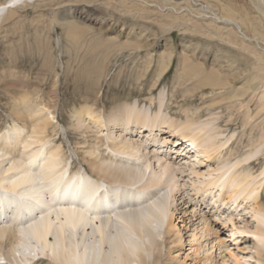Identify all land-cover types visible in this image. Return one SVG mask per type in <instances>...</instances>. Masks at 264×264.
<instances>
[{"label": "rangeland", "instance_id": "374dc122", "mask_svg": "<svg viewBox=\"0 0 264 264\" xmlns=\"http://www.w3.org/2000/svg\"><path fill=\"white\" fill-rule=\"evenodd\" d=\"M193 1L38 0L16 8L0 24V128L10 123L8 108L15 99L28 94L47 102L55 81L57 124L68 134L60 130L56 139L75 167L78 160L70 152L81 133L73 130L72 115L82 105L96 106L105 116L122 104L150 116L161 106L159 115L170 122L180 125L191 119L192 128L221 147L212 152L214 158L202 157L191 142L179 134L173 138L166 128L157 134L127 136L143 140L147 147L143 155L152 153L150 142L162 146L167 138L172 143L157 150L160 159L174 163L177 183L171 193L175 226L162 261L235 264L237 258L240 264H264L262 244L251 235L230 234L233 226L250 231L257 226L251 209L264 201L261 188L252 193L257 195L252 202L238 199L236 205H229L234 224L208 219L211 212L196 204L199 196L191 191L193 185L213 178L217 173L213 169L234 163L258 147L261 152L249 160V168L242 163L240 169L256 176L264 165V52L243 40L234 26L219 25L199 8L235 20L263 48L264 13L255 0H195L197 6ZM83 118L86 122L77 130L84 132L87 141L98 132L97 137L111 136L110 127L99 128L88 116ZM172 139L183 140L188 155L176 154ZM163 177L165 182L168 174ZM219 211L224 219L226 212ZM202 217L215 224L206 229ZM258 226L264 231V224Z\"/></svg>", "mask_w": 264, "mask_h": 264}, {"label": "bare ground", "instance_id": "6f19581e", "mask_svg": "<svg viewBox=\"0 0 264 264\" xmlns=\"http://www.w3.org/2000/svg\"><path fill=\"white\" fill-rule=\"evenodd\" d=\"M36 1L0 2V24L16 8ZM255 1L264 13V0ZM192 3L199 4L195 0ZM199 9L221 26H234L243 40L264 52L259 39L247 36L235 20L220 17L205 6ZM57 98V81L47 102L22 95L8 108L10 123L0 128V264H164L162 259L168 255L164 245L175 226L171 193L177 183L174 163L160 159L157 150L172 143L165 138L162 146L155 144L154 148L156 141L150 142L152 153L143 155L147 148L143 140L127 136L147 131L157 134L166 128L173 138L177 134L186 138L208 159L214 158L212 152L221 147L192 128L195 123L191 119L177 125L159 115L161 106L152 117L149 112L123 104L105 116V111L85 104L72 115L73 130L81 133V138L71 144L70 153L78 160L75 167L63 143L56 139L60 130L66 133L58 125ZM84 116L99 128L110 127L111 136L104 138L106 133L97 137L98 132L87 141L84 132L77 130L80 123L86 122ZM182 141H173L174 150L188 155ZM259 152L261 147L234 163H225L221 169H213L217 172L213 178L193 185L191 191L201 198L196 204L211 212L208 219L234 224V211L229 205H236L238 199L252 202L257 199L252 193L257 194L260 188L264 199V165L256 176L245 170ZM242 163H247L243 170ZM166 174L168 179L162 182ZM221 209L226 212L224 219L219 217ZM251 212L257 226L252 231L233 226L230 234L251 235L264 246V231L258 226L264 224V201ZM205 217L202 220L206 229L212 227L215 220ZM234 262L240 264L237 258Z\"/></svg>", "mask_w": 264, "mask_h": 264}]
</instances>
